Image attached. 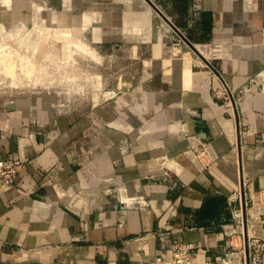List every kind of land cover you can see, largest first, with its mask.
Instances as JSON below:
<instances>
[{
    "label": "crops",
    "instance_id": "crops-1",
    "mask_svg": "<svg viewBox=\"0 0 264 264\" xmlns=\"http://www.w3.org/2000/svg\"><path fill=\"white\" fill-rule=\"evenodd\" d=\"M154 6L184 42L182 71L169 88L145 92L142 107L115 99L117 115L84 163L89 118L42 95L0 99V158L24 162L15 184L0 183V263L146 264L179 240L198 244L192 264H223L221 223L241 208L229 195L248 176L251 200L264 201V0ZM143 7L123 17L151 25ZM224 82L237 92L234 106L215 94ZM143 121L150 131L140 134ZM203 141L218 155L211 164L191 156Z\"/></svg>",
    "mask_w": 264,
    "mask_h": 264
},
{
    "label": "rangeland",
    "instance_id": "rangeland-1",
    "mask_svg": "<svg viewBox=\"0 0 264 264\" xmlns=\"http://www.w3.org/2000/svg\"><path fill=\"white\" fill-rule=\"evenodd\" d=\"M141 1L0 0V99L42 95L80 113L90 119L81 133L89 142L80 148H95L100 128L117 115L115 99H140L142 107L143 94L172 86L186 61L175 26L154 6L158 0ZM144 4L151 7V25L123 17L126 10L142 13ZM184 72L191 74L185 66ZM137 131L150 127L143 121ZM119 144L126 151L131 139Z\"/></svg>",
    "mask_w": 264,
    "mask_h": 264
},
{
    "label": "built area",
    "instance_id": "built-area-1",
    "mask_svg": "<svg viewBox=\"0 0 264 264\" xmlns=\"http://www.w3.org/2000/svg\"><path fill=\"white\" fill-rule=\"evenodd\" d=\"M210 64V62H208ZM217 97L223 98L225 104L234 106L237 99L236 90L230 88L226 82L215 90ZM200 144V149L198 145ZM193 152L198 156L199 164H204L205 156L207 164H211L217 157L210 141L193 144ZM92 148L81 147L79 153L80 163L89 159ZM198 163V162H197ZM24 162L21 158H0V183L13 185L22 172ZM249 177L244 176L242 182L233 190L228 197L229 204L239 200L241 208L233 214L229 221L221 223L226 236L224 248L226 254L219 261L223 264H263L264 254V201L254 203L247 192ZM198 252V244L187 241H172L163 251L158 252L155 257L146 264H192ZM24 260L15 258L13 261L0 264H22ZM206 264H219L212 257H207Z\"/></svg>",
    "mask_w": 264,
    "mask_h": 264
},
{
    "label": "bare ground",
    "instance_id": "bare-ground-1",
    "mask_svg": "<svg viewBox=\"0 0 264 264\" xmlns=\"http://www.w3.org/2000/svg\"><path fill=\"white\" fill-rule=\"evenodd\" d=\"M9 65V64H8ZM8 65L6 66V67H8ZM10 66V65H9ZM12 68V67H11ZM11 68H7L8 70H10ZM12 70V69H11ZM99 79V78H98ZM98 81V80H97ZM193 95V94H192ZM195 96V95H194ZM193 157H194V159L196 160L197 158H198V156L194 153L193 154ZM199 160V159H198ZM198 160H196L197 162H198Z\"/></svg>",
    "mask_w": 264,
    "mask_h": 264
}]
</instances>
